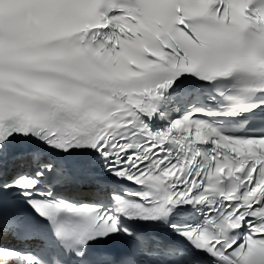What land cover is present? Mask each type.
<instances>
[{"label": "snow or ice", "instance_id": "obj_1", "mask_svg": "<svg viewBox=\"0 0 264 264\" xmlns=\"http://www.w3.org/2000/svg\"><path fill=\"white\" fill-rule=\"evenodd\" d=\"M77 155L109 177L87 200L60 191ZM9 196L30 212L0 235L34 243L0 264H94L120 236L118 264H264V0H0Z\"/></svg>", "mask_w": 264, "mask_h": 264}]
</instances>
